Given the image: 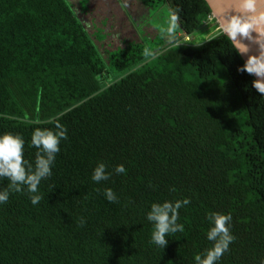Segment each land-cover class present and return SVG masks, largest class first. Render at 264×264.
Listing matches in <instances>:
<instances>
[{
  "label": "trees",
  "instance_id": "obj_1",
  "mask_svg": "<svg viewBox=\"0 0 264 264\" xmlns=\"http://www.w3.org/2000/svg\"><path fill=\"white\" fill-rule=\"evenodd\" d=\"M135 1L168 3L184 35L218 30L113 47L67 0H0V134L22 136L34 166L33 132L67 129L41 201L24 187L0 204V264H196L212 213L235 237L217 264H264V95L207 0ZM99 162L111 176L96 183ZM184 198V231L155 245L151 204Z\"/></svg>",
  "mask_w": 264,
  "mask_h": 264
},
{
  "label": "clouds",
  "instance_id": "obj_2",
  "mask_svg": "<svg viewBox=\"0 0 264 264\" xmlns=\"http://www.w3.org/2000/svg\"><path fill=\"white\" fill-rule=\"evenodd\" d=\"M239 12L227 7L229 0H217V11L223 17L224 35L231 41L234 50L240 55H247L243 66L239 69L255 77L252 86L264 95V54L248 55L250 45L245 41L255 42L258 46L264 41V0H239ZM235 17V19H233ZM257 35L253 37L252 33ZM187 35V34H185ZM189 36V35H187ZM184 37V35H183ZM190 37V36H189ZM264 51V50H262ZM67 139V129L56 123L54 128L36 129L33 132L31 144L39 149L35 164L24 159L25 141L22 136L13 133L0 134V179L10 181L7 191H0V204L8 201L10 192H21L24 187L30 194L31 203L37 205L42 196L39 193L41 181L52 175L56 154L60 151V143ZM116 174L126 173L123 164L114 169ZM111 173L104 162H99L92 174L96 183L109 180ZM104 195L109 202L118 200L117 194L111 188L104 189ZM190 199L154 202L147 213V220L154 226L152 243L165 248L172 234L184 231V225L178 223L179 210L187 206ZM231 214L212 213L209 216L211 224L207 239L213 246L203 256H196V264H217L235 237L230 231ZM84 223L83 218L81 224Z\"/></svg>",
  "mask_w": 264,
  "mask_h": 264
},
{
  "label": "rangeland",
  "instance_id": "obj_3",
  "mask_svg": "<svg viewBox=\"0 0 264 264\" xmlns=\"http://www.w3.org/2000/svg\"><path fill=\"white\" fill-rule=\"evenodd\" d=\"M73 7L76 15L85 21V18H97L94 33L99 39L112 40L113 47L124 45L125 40L140 39L152 45L150 34L161 31L164 38L182 37L180 29L169 4L161 2L156 8L144 9L140 1L135 0H67ZM93 21V20H92ZM101 21V23H100ZM90 24V23H89ZM216 22L209 18L204 22L209 30ZM218 30V28L216 29ZM215 30V31H216ZM209 30L190 36L196 43L208 40L216 32ZM171 40V39H170Z\"/></svg>",
  "mask_w": 264,
  "mask_h": 264
},
{
  "label": "water",
  "instance_id": "obj_4",
  "mask_svg": "<svg viewBox=\"0 0 264 264\" xmlns=\"http://www.w3.org/2000/svg\"><path fill=\"white\" fill-rule=\"evenodd\" d=\"M207 2L209 3L211 9H212V15L213 17H215L217 19V22L219 23V27L221 28V30L224 32V24L225 21L223 19L222 16H220L218 14L217 9V0H207ZM227 7H230L232 9H234L235 11L239 12L241 10V4L239 3V0H229V4L227 5ZM262 11H264V6H262ZM233 19H235V17H233ZM253 37H255L257 34L255 32L252 33ZM246 43H249L250 45V52L248 55H256L258 53L260 54H264V41H262L261 45L258 46L255 42H250V41H245ZM243 59L246 61L247 59V55H243L242 56Z\"/></svg>",
  "mask_w": 264,
  "mask_h": 264
},
{
  "label": "built area",
  "instance_id": "obj_5",
  "mask_svg": "<svg viewBox=\"0 0 264 264\" xmlns=\"http://www.w3.org/2000/svg\"><path fill=\"white\" fill-rule=\"evenodd\" d=\"M211 19H212V17H210ZM190 40V37L189 36H187V35H184V37H183V41H189Z\"/></svg>",
  "mask_w": 264,
  "mask_h": 264
}]
</instances>
